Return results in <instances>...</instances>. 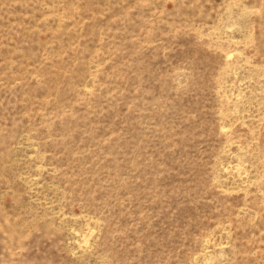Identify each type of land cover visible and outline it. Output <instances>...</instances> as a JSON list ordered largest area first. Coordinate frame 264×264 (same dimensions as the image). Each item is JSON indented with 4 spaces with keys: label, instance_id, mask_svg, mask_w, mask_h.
Listing matches in <instances>:
<instances>
[{
    "label": "rangeland",
    "instance_id": "1",
    "mask_svg": "<svg viewBox=\"0 0 264 264\" xmlns=\"http://www.w3.org/2000/svg\"><path fill=\"white\" fill-rule=\"evenodd\" d=\"M0 264H264V0H0Z\"/></svg>",
    "mask_w": 264,
    "mask_h": 264
}]
</instances>
